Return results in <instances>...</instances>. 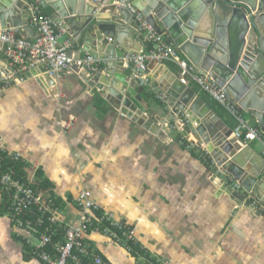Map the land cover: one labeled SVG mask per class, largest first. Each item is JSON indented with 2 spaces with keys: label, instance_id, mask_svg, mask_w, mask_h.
Returning <instances> with one entry per match:
<instances>
[{
  "label": "crops",
  "instance_id": "obj_1",
  "mask_svg": "<svg viewBox=\"0 0 264 264\" xmlns=\"http://www.w3.org/2000/svg\"><path fill=\"white\" fill-rule=\"evenodd\" d=\"M66 1L68 7L70 0ZM28 3L30 8L38 7L41 12L60 21L51 5L44 7L32 1ZM95 4L87 1L86 7L90 9ZM98 6L103 8L101 15L110 18L108 6ZM17 9L24 20V8ZM26 25V29L16 27L23 35L35 37L37 31L31 18ZM192 26L193 22L187 20L175 24L173 31L162 28V34L183 59L195 66L188 34L191 32L195 41L194 35L198 32L193 31ZM63 27L59 42H70L69 51L76 63L58 79H50L45 72L46 65L40 63L12 79L0 95V152L11 160L17 154L26 162L27 177L38 185L41 204L61 223L77 225L82 215L77 198L82 191H89L101 214L109 213L116 220L125 222L135 231L147 255L167 264H264V205L255 199H251L255 207L241 203L223 183V180L228 181L235 191L249 198L242 182H249L248 175L254 169V161L262 164L263 144L258 140L248 143L249 155L241 158V162L244 161L241 168L229 162L228 158L235 152L228 153L226 163L239 175L238 178L218 166L220 159L225 157L229 141L244 147L241 142L239 144L242 135L237 130V120L194 81L188 85L212 108L209 115L215 116L213 132L218 128L223 131L233 129L227 142L219 146L221 152L208 150L210 145L201 141L195 130L185 136L180 129H171L168 133L162 128L163 123L161 126L152 124L156 132L150 131L143 126L145 115L166 119L175 107L177 92L173 88L181 75L179 66L172 61H150L152 88L132 85L127 96L138 109L128 117L119 109L120 97L109 94V90H94L85 82L88 70L82 69L78 62L89 56L84 45L93 51H101L100 44L94 42L95 37L91 34L85 39L83 21L76 26L80 29L77 36ZM200 27H203L202 22ZM117 29V33L114 32L117 45L127 57L147 52L137 30L131 25ZM224 38V43L212 53L221 61L230 54L237 31L227 27ZM110 46L105 50H110ZM97 63L104 65L101 60ZM0 67L7 72L1 51ZM196 69L200 74L211 73L209 64ZM114 87L120 90L122 83L118 80ZM149 89L165 93L170 99L169 104L142 97L141 93L149 92ZM230 91L233 93L232 88ZM98 94L109 108L103 117L98 116L94 105ZM242 101L246 102V99ZM205 104L202 103L201 107L206 108ZM243 115L257 124L253 115L245 111ZM183 117V113L177 110L171 122ZM179 132L184 140L176 138ZM185 140L193 146H184ZM198 151L207 152L217 166L209 165ZM41 177L46 179L42 187ZM19 236L31 240L30 250ZM59 238H62V232ZM87 240L109 264L147 263L145 256H134L120 241L100 230L92 229ZM37 242L36 235H28L12 220L9 197L0 187V264H45L32 253L33 244Z\"/></svg>",
  "mask_w": 264,
  "mask_h": 264
},
{
  "label": "water",
  "instance_id": "obj_2",
  "mask_svg": "<svg viewBox=\"0 0 264 264\" xmlns=\"http://www.w3.org/2000/svg\"><path fill=\"white\" fill-rule=\"evenodd\" d=\"M30 1L40 3L44 7L47 5L54 7L60 22L74 36L79 34L80 29H77V24L83 21L84 28L82 29L86 30L85 39H89L92 34L95 37L94 42L100 44L101 51L95 48L93 51L88 45H84L83 49L94 60H101L104 64L100 65L98 71L88 72L85 82L94 90L98 89L103 92L109 90V94L120 97L122 101L119 109L128 117H132L133 112L138 109L136 103L127 96L132 85L136 83L130 78V70L126 66L127 53L123 49L120 50L117 45L118 40L115 34L117 28L128 27L129 24L137 30L138 21L135 11L141 13L158 34L163 33L162 28L164 27L173 31L175 24L190 20L193 22V31L198 32L194 35L195 41L193 35L191 37V32L188 34L191 40L189 42L190 54L195 57L193 58L195 66L209 64L211 73L207 75L201 72V74L212 78L226 93L229 101L242 112L253 115L264 133V0H127L126 5H119L115 0H105L102 5L110 9V18H104L101 15L103 8H100L98 4L90 9L86 7L87 1L94 0H70L68 7L66 0H0V27L7 28L13 25L26 29V24L32 15L28 3ZM17 7L24 8V20L21 19ZM100 9L101 12L98 13ZM185 14H187V19H185ZM201 22L203 23L202 28L200 27ZM227 27L237 31V38L234 45L230 47V54H226V58L221 61L220 57L212 53L213 49L219 48L224 43ZM180 42L177 43L180 44ZM108 44H111L109 45L110 50L106 51ZM120 68L121 71H119ZM118 80L122 83L120 90L114 87ZM175 82L176 87L173 89L177 94L174 96L175 107L172 112L166 119L150 118L145 115L146 121L143 126L156 132L152 129V124L161 126L165 123L162 128L169 133L171 124L177 123L175 120L171 122V118L175 117L177 110H180L184 116L181 129L183 135L195 130L201 137V141L207 146L210 145L208 150L212 152L215 149L216 153L221 152L219 146L227 142L233 129L223 131L218 128L214 133L215 124L212 123L215 121V116L209 115L212 108L205 104L191 86L181 81L179 77ZM245 99L246 102H243L242 100ZM202 103L206 108L201 107ZM240 142L244 147L240 148L236 142L229 141L227 155H223L225 157L218 163L236 178L239 175L233 169L228 168L226 160L229 159V162L232 161L231 163L240 168L243 166L244 161L241 162V158L249 155L247 150L249 145L242 138H239V144ZM232 152H235L232 157H226ZM262 158V164H256L254 161L251 174L244 173L248 175V183H243L244 181L239 179L249 198L235 191L228 181L223 180L224 187L233 197L251 207H255L251 199L258 200L264 205V157Z\"/></svg>",
  "mask_w": 264,
  "mask_h": 264
},
{
  "label": "built area",
  "instance_id": "obj_3",
  "mask_svg": "<svg viewBox=\"0 0 264 264\" xmlns=\"http://www.w3.org/2000/svg\"><path fill=\"white\" fill-rule=\"evenodd\" d=\"M94 2L103 4L105 0H94ZM115 2L119 5L127 4V0H115ZM31 10V22L37 31L35 37L29 38L23 35L16 26L0 27V51L5 57L7 68L5 72L0 67V95L12 79L40 63L46 64L45 72L53 79L63 76L65 70L76 63L69 51L70 42L67 41L64 44L59 42V36L64 32L63 24L51 16L41 15L38 7L32 6ZM135 13L138 21L137 33L143 44L151 43L152 48L147 52L141 51L126 57L130 78L136 84L152 88L149 62L172 61L176 63L181 69V81L186 84L191 81L196 82L237 120V130L241 135L244 134L242 139L245 142L258 140L264 146L262 130L244 117L243 112L229 101L223 89L212 78L198 73L194 65L189 64L179 55L177 49L166 40L164 34H158L141 13L137 11ZM97 61L88 56L78 64H82V69L86 68L88 72H94L100 67ZM152 90L162 103L169 104L170 100L165 93ZM67 126L70 127V124ZM182 127V118L177 123L171 124V129L181 130ZM199 155L209 165L217 166L216 161L211 159L207 152L201 151ZM5 158L7 156L0 152V187L9 197L12 220L28 235L37 236L38 242L33 244L32 252L45 264H109L102 255L90 247L87 241L90 230H100V223L103 220L108 221L109 224L100 231L120 241L128 251L132 249L128 244L129 240L141 244L136 238L135 231L130 229L125 222L116 220L109 213H97L100 208L91 199L89 191H82L77 198V204L82 210L78 224L69 226L61 223L57 216L51 214L50 210L41 204V199L33 187L32 178L23 181L15 178L13 169L6 172L1 170L2 161ZM13 159L22 158L14 154ZM116 229L122 230L123 234L120 235ZM60 232H62V238H59ZM25 241L28 244L31 242L29 238ZM141 246L143 247V244ZM153 264L167 263L155 258Z\"/></svg>",
  "mask_w": 264,
  "mask_h": 264
},
{
  "label": "trees",
  "instance_id": "obj_4",
  "mask_svg": "<svg viewBox=\"0 0 264 264\" xmlns=\"http://www.w3.org/2000/svg\"><path fill=\"white\" fill-rule=\"evenodd\" d=\"M41 15H44V16H49L47 13H45V12H41ZM145 48H146V51H149L151 48H152V44L151 43H145ZM143 95L145 96V98L146 99H150V98H153V100H155L156 102H159L157 99V97H156V94H155V92L153 91V90H151V89H149V92L147 91L146 93H141V96L143 97ZM94 105H95V107H96V110H97V114H98V116L99 117H103L106 113H107V111H108V107H107V103L105 102V100L98 94L97 95V97H96V99L94 100ZM255 126H257V124H254ZM258 127V126H257ZM242 137H244V134L242 135ZM176 138L177 139H182V140H184L185 138H183V136H182V133L181 132H179L177 135H176ZM183 142V141H182ZM183 144H184V146H186V145H188V144H190L189 143V141H184L183 142ZM198 152H201V151H198ZM10 169H13L14 170V172H15V178L16 179H21V180H23V181H26L27 179H28V177H27V171H26V169H27V164H26V162L25 161H23L22 159H17V160H15V159H13V160H11V159H8V158H5L3 161H2V167H1V170L2 171H8V170H10ZM39 176H41V173H40V171H39ZM41 179H42V181H41V183H40V187H42V186H44V182H46V179H44V178H42L41 177ZM38 185H36V184H33V187H34V189L37 191V189H38V187H37ZM97 213L98 214H101V211L99 210V211H97ZM109 223H108V221H106V220H103L101 223H100V227H99V229L101 230V229H103L105 226H107ZM113 228V227H112ZM91 231V230H90ZM116 231L121 235V234H123V231L122 230H117L116 229ZM19 238L20 239H22L24 242H25V244H26V246L29 248V250H30V245L25 241L26 239L25 238H23V237H21V236H19ZM88 241V240H87ZM128 244L129 245H131V250H130V252L134 255V256H136V255H141V256H145V258H146V260H147V263H145V264H153V262L155 261V258H152V257H149V255H147L148 254V252L146 251V249L145 248H143L142 246H141V244L139 243V242H132L131 240H129L128 241ZM33 253V252H32ZM35 256V255H34ZM136 257H138V256H136Z\"/></svg>",
  "mask_w": 264,
  "mask_h": 264
}]
</instances>
